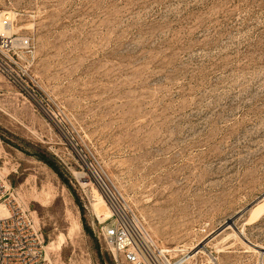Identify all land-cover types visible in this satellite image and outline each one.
Segmentation results:
<instances>
[{"label":"rangeland","instance_id":"rangeland-1","mask_svg":"<svg viewBox=\"0 0 264 264\" xmlns=\"http://www.w3.org/2000/svg\"><path fill=\"white\" fill-rule=\"evenodd\" d=\"M3 13L34 43L58 127L0 73V176L52 264H118L100 185L162 248L264 264V0H0Z\"/></svg>","mask_w":264,"mask_h":264},{"label":"built area","instance_id":"built-area-1","mask_svg":"<svg viewBox=\"0 0 264 264\" xmlns=\"http://www.w3.org/2000/svg\"><path fill=\"white\" fill-rule=\"evenodd\" d=\"M10 13L0 15V73L11 81L58 127L52 112L37 92L38 83L30 72L35 46L29 37H17L11 31ZM129 214V212H128ZM130 211L125 217L114 213L110 223L101 228L100 237L118 264H196V255L185 249L162 248L143 229ZM0 264H52L48 258L45 236L33 214L12 193L0 176Z\"/></svg>","mask_w":264,"mask_h":264},{"label":"bare ground","instance_id":"bare-ground-1","mask_svg":"<svg viewBox=\"0 0 264 264\" xmlns=\"http://www.w3.org/2000/svg\"><path fill=\"white\" fill-rule=\"evenodd\" d=\"M12 32V31H11ZM83 177V176H82ZM84 178V177H83ZM86 178V177H85ZM84 178V179H85ZM98 181L102 184L103 182H102V179H100V178H98ZM85 185H89V183H87V182H85L84 183ZM100 186H103L102 188H104L105 189V191H104V193H105V195L109 198V200L111 201V203H112V205H113V208H114V210L117 212V213H121L122 215H124L125 217H127V215H129L130 214V210L129 209H127V207H125V206H122L121 205V203H120V201L117 199V197H116V195L109 189V188H107V186L105 185H100ZM262 202H264V198L263 199H261V201H259L255 206H257V205H260ZM128 212H129V214H128ZM108 219H110L109 217H108ZM134 220H136V222L138 223V224H142V222L140 221V220H138V219H136V218H134ZM143 229H145L146 230V228L144 227V225L142 224V225H140ZM147 231V230H146ZM242 233V232H241ZM61 245H62V241L59 243V245H58V249L60 250L61 249ZM255 247H260V246H256L255 245ZM192 249V248H191ZM262 249H264V248H262ZM197 250V248H194L193 249V251L192 252H195ZM218 251H219V249H218ZM190 255H191V253H190Z\"/></svg>","mask_w":264,"mask_h":264},{"label":"trees","instance_id":"trees-1","mask_svg":"<svg viewBox=\"0 0 264 264\" xmlns=\"http://www.w3.org/2000/svg\"><path fill=\"white\" fill-rule=\"evenodd\" d=\"M40 159L43 160L45 163H47L57 174H59V176L67 183L68 181L64 178V176L62 175L60 169L57 167V165L50 161L46 156L44 155H39Z\"/></svg>","mask_w":264,"mask_h":264}]
</instances>
